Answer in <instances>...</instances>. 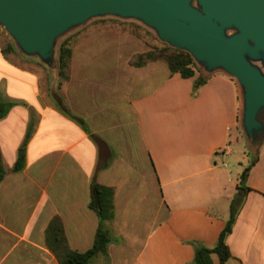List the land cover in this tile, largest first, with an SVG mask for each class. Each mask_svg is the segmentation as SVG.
I'll return each instance as SVG.
<instances>
[{"label":"crops","instance_id":"obj_1","mask_svg":"<svg viewBox=\"0 0 264 264\" xmlns=\"http://www.w3.org/2000/svg\"><path fill=\"white\" fill-rule=\"evenodd\" d=\"M108 31L94 33L83 45L108 34L119 39L117 52L123 57L124 49L138 43L129 34ZM3 33L0 26L4 57ZM136 53L105 76L93 73L96 58L90 52L74 49L65 97L105 140L103 150L43 99L38 75L4 57V96L30 101L38 121L24 173L6 174L0 183V264H60L45 240L56 215L63 219L73 250L92 248L99 219L88 207L90 188L98 163L109 158L97 181L115 190V219L107 223L113 241L109 256L91 264H193L192 242L210 248L217 244L241 175L255 160L246 182L251 191L227 243L242 264H264V143L250 162L241 148L235 81L216 72L195 91L200 72L184 79L172 75L163 61L137 68L130 65ZM29 113L15 106L0 121L7 173L25 139ZM30 209L40 210L39 222L34 223L37 215L26 221Z\"/></svg>","mask_w":264,"mask_h":264},{"label":"water","instance_id":"obj_2","mask_svg":"<svg viewBox=\"0 0 264 264\" xmlns=\"http://www.w3.org/2000/svg\"><path fill=\"white\" fill-rule=\"evenodd\" d=\"M134 20L243 88L242 126L264 139V0H0V26L28 57L55 61L59 39L95 18ZM264 143V141H263ZM257 149V150H256Z\"/></svg>","mask_w":264,"mask_h":264},{"label":"trees","instance_id":"obj_3","mask_svg":"<svg viewBox=\"0 0 264 264\" xmlns=\"http://www.w3.org/2000/svg\"><path fill=\"white\" fill-rule=\"evenodd\" d=\"M16 52L13 45H9L3 50L4 56L9 53ZM74 56V46L70 40L63 42L59 48L58 57V87L50 89L49 96L56 109L66 118L76 123L82 128L98 146L99 150L107 147L105 140L94 133L86 119L76 114L68 105L66 97L61 92L62 82H68L71 76V63ZM163 61L165 62L172 75L179 74L184 79L193 78L199 72L197 63L190 53L173 48L169 45L163 47H153L152 49L135 54L130 65L141 68L149 63ZM210 78L209 75L201 74L196 81L195 91H197ZM18 105H24L22 102L7 98L0 93V121L6 119L11 110ZM27 107V106H26ZM30 121L25 139L18 149L16 162L12 167V173H22L27 167V149L33 137L35 127L37 125V113L30 108ZM263 142L261 143V145ZM111 150V149H110ZM113 150H111V153ZM110 158L98 163L90 188L89 209L96 213L99 219V226L95 235V240L92 248L86 252L73 250L69 244V240L64 227L61 216L56 215L50 221L46 231L45 240L47 248L56 256L60 264H91L94 259L99 256H109V246L113 241L111 232L107 227V223L115 219L114 197L115 190L111 187L104 186L97 181L98 174L109 166ZM256 163V160L245 169L241 175V186L238 193L231 203L230 218L223 231L221 232L217 244L210 248L198 242H192L195 247V258L193 264H214V256L219 260V264H230L231 261H236L242 264V261L234 257L227 243L228 237L232 234L236 224L238 215L243 207L246 196L251 191V188L246 186L247 178L251 167ZM6 169L2 157L0 156V183L6 177Z\"/></svg>","mask_w":264,"mask_h":264},{"label":"rangeland","instance_id":"obj_4","mask_svg":"<svg viewBox=\"0 0 264 264\" xmlns=\"http://www.w3.org/2000/svg\"><path fill=\"white\" fill-rule=\"evenodd\" d=\"M104 30H106L107 32H109L108 30H110V31L124 33V34H129L132 37L136 38L135 40L138 43H135V46H131V47H128L127 49H124L122 52L123 57H121L119 53L117 52L116 45L117 43H119V39L113 38L111 35H108V34L99 36L94 41H91L89 44L83 45L84 41L86 39H89V37H91L94 33H97L98 31H104ZM2 37H3L4 47L7 48L9 45H13L16 48V52L8 54L12 58V61L21 65L22 67H25L26 69L35 73L36 75H38V77L40 78V87H41L42 97L49 104H51L52 102L49 96L50 89H57L58 82H59L58 76H57L59 48L61 44L65 42L66 40L71 41V43L74 46V49L80 46L82 48V51L90 52L92 57L96 58V61L92 64V68L94 69L93 73L96 75L98 74V75H105V76L111 75L112 71L115 70L116 67H118L120 62H124V58L129 57V55H131L133 52L143 53V52H146L152 49L153 47L160 48V47L168 45L167 43L159 39L156 32L146 27L142 23L134 21V20H123V19H119L116 17H104V18L92 19L88 21L87 23H85L84 25L78 28H75L71 30L70 32H68L67 34H65L64 36H62L56 45L55 61L51 64H47L46 62L42 61L38 57H28L24 53H22L18 49V47H16L15 42L9 36V34L7 33L5 29H4V33ZM124 41L126 40L123 39V42ZM4 57L2 54H0V93L3 96L5 95L4 94L5 88L7 87L6 80H8L7 77L3 73L6 67L4 65V62H5ZM197 66H198L199 72L201 74H204L205 73L204 67L198 64ZM233 80L235 81L238 92H239V102H240L239 137L242 141L241 148L244 150L245 153H248L250 155V159H251L250 162H252L254 159V152L251 148L252 146L249 143V140L247 139L244 128L242 126L243 112H244V102H243L244 100L243 92L244 91H243V88L238 83V81L235 78H233ZM65 87H66V82H62L61 92L64 95H65ZM23 90L27 92V95H29L30 99L34 97V94L30 88H26ZM18 101L22 102L27 107L24 105H18V106H23L28 109L34 108L33 104L30 103V101L28 100H27L28 102L24 100H18ZM29 117H30V113H29ZM29 121H30V118H29ZM36 121L38 120H35V122ZM263 141H264L263 137L260 136L258 141L253 143V147H256L257 144H261ZM13 144L15 145L16 143L13 142ZM256 148L258 149V147ZM236 149L239 150L240 148L236 147ZM0 156L2 157V160L5 164L6 169L9 170L7 168L8 164L5 163L4 155L2 154L1 150H0ZM237 156L238 154H236V157ZM229 161L230 163H232L231 165L237 166V164L234 162L233 159H230ZM22 173H24V171ZM11 175H13V173H7V176H11ZM25 213H26V217H25L26 221H29V218L31 216L34 217L35 215H37L34 223L39 222L40 210L30 209V210H26ZM48 215L49 214L46 213L45 218H47Z\"/></svg>","mask_w":264,"mask_h":264}]
</instances>
